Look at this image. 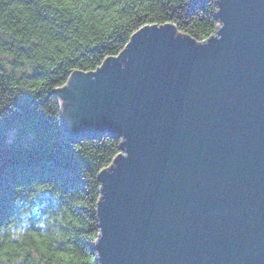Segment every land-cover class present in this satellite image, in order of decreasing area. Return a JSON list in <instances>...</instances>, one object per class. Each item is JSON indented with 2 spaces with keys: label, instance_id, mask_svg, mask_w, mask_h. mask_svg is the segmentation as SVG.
Listing matches in <instances>:
<instances>
[{
  "label": "water",
  "instance_id": "obj_1",
  "mask_svg": "<svg viewBox=\"0 0 264 264\" xmlns=\"http://www.w3.org/2000/svg\"><path fill=\"white\" fill-rule=\"evenodd\" d=\"M217 6L205 41L145 25L54 90L72 143L122 139L99 173V264H264V0Z\"/></svg>",
  "mask_w": 264,
  "mask_h": 264
},
{
  "label": "trees",
  "instance_id": "obj_2",
  "mask_svg": "<svg viewBox=\"0 0 264 264\" xmlns=\"http://www.w3.org/2000/svg\"><path fill=\"white\" fill-rule=\"evenodd\" d=\"M218 0H0V264H99V173L110 134L72 143L54 90L145 25L215 34Z\"/></svg>",
  "mask_w": 264,
  "mask_h": 264
},
{
  "label": "bare ground",
  "instance_id": "obj_3",
  "mask_svg": "<svg viewBox=\"0 0 264 264\" xmlns=\"http://www.w3.org/2000/svg\"><path fill=\"white\" fill-rule=\"evenodd\" d=\"M69 85V83L68 84H66L64 87H66V86H68ZM57 95H58V93H57ZM60 101H61V99H60Z\"/></svg>",
  "mask_w": 264,
  "mask_h": 264
},
{
  "label": "rangeland",
  "instance_id": "obj_4",
  "mask_svg": "<svg viewBox=\"0 0 264 264\" xmlns=\"http://www.w3.org/2000/svg\"><path fill=\"white\" fill-rule=\"evenodd\" d=\"M66 133H67V132H66ZM67 136L70 137V136L68 135V133H67Z\"/></svg>",
  "mask_w": 264,
  "mask_h": 264
}]
</instances>
